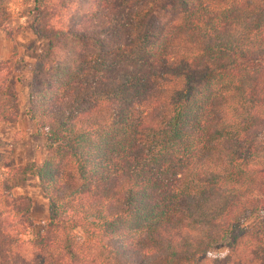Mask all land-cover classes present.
Returning a JSON list of instances; mask_svg holds the SVG:
<instances>
[{
  "label": "trees",
  "instance_id": "1",
  "mask_svg": "<svg viewBox=\"0 0 264 264\" xmlns=\"http://www.w3.org/2000/svg\"><path fill=\"white\" fill-rule=\"evenodd\" d=\"M33 11L46 49L24 117L46 141L28 170L46 224L31 233L29 200L3 179L0 264H264V225L239 219L264 207V0H38ZM15 70L0 61L2 124L19 115ZM216 246L225 254L209 257Z\"/></svg>",
  "mask_w": 264,
  "mask_h": 264
},
{
  "label": "rangeland",
  "instance_id": "2",
  "mask_svg": "<svg viewBox=\"0 0 264 264\" xmlns=\"http://www.w3.org/2000/svg\"><path fill=\"white\" fill-rule=\"evenodd\" d=\"M38 0H0V61H11L17 68L8 85L13 89L19 105V115L15 123H0V183L3 179L14 180L13 196L26 197L31 205V233L41 232L46 224V201L37 179L28 172L30 166L42 163L46 154V141L34 124L24 117L26 103V82L28 70L36 57L45 51L46 43L33 36L28 28L34 17V6ZM16 78L20 82L16 83ZM0 97V104L1 99ZM261 145V161L264 163V130L255 140ZM260 147V146H259ZM247 229L264 225V207L255 215L244 212L239 217ZM225 254L220 246L213 247L208 255L211 258Z\"/></svg>",
  "mask_w": 264,
  "mask_h": 264
}]
</instances>
